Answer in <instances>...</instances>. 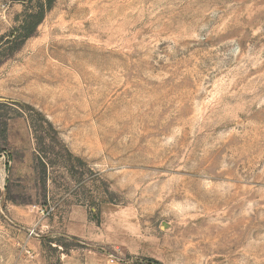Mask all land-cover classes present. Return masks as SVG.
I'll return each mask as SVG.
<instances>
[{
	"label": "rangeland",
	"instance_id": "rangeland-1",
	"mask_svg": "<svg viewBox=\"0 0 264 264\" xmlns=\"http://www.w3.org/2000/svg\"><path fill=\"white\" fill-rule=\"evenodd\" d=\"M0 7V264H264V0Z\"/></svg>",
	"mask_w": 264,
	"mask_h": 264
},
{
	"label": "built area",
	"instance_id": "built-area-1",
	"mask_svg": "<svg viewBox=\"0 0 264 264\" xmlns=\"http://www.w3.org/2000/svg\"><path fill=\"white\" fill-rule=\"evenodd\" d=\"M6 12H7L6 9L0 7V29L2 22L6 19Z\"/></svg>",
	"mask_w": 264,
	"mask_h": 264
},
{
	"label": "trees",
	"instance_id": "trees-1",
	"mask_svg": "<svg viewBox=\"0 0 264 264\" xmlns=\"http://www.w3.org/2000/svg\"><path fill=\"white\" fill-rule=\"evenodd\" d=\"M54 0H48V3L51 4Z\"/></svg>",
	"mask_w": 264,
	"mask_h": 264
}]
</instances>
